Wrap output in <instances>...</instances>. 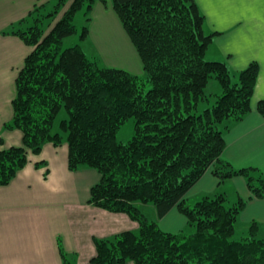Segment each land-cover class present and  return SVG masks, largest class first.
<instances>
[{"label":"trees","instance_id":"16d2710c","mask_svg":"<svg viewBox=\"0 0 264 264\" xmlns=\"http://www.w3.org/2000/svg\"><path fill=\"white\" fill-rule=\"evenodd\" d=\"M92 2L73 0L46 34L36 17L28 27H11L31 50L15 78L13 116L4 124L22 132L23 144L0 149V186L23 168L29 153L65 142L69 170L92 168L100 174L88 203L138 223L135 231L94 237L92 264H264L257 222L244 238L233 239L245 205L236 190L192 204L184 200L209 169L219 183L243 176L250 197L264 198V174L254 167L234 168L221 155L229 121L250 111L258 64L233 72L225 61L208 58L217 33L205 28L195 0H112L145 74L101 66L79 44L62 47L76 32L75 13L89 10ZM86 32L84 26L81 36ZM211 78L219 93H205ZM62 109L66 117L54 130ZM257 111L264 116V99ZM130 118L133 134L120 141L117 132ZM142 204L153 205L154 220L143 214ZM173 207L187 218L175 233L158 226ZM58 248L62 264H76L74 254Z\"/></svg>","mask_w":264,"mask_h":264},{"label":"crops","instance_id":"0c3cea01","mask_svg":"<svg viewBox=\"0 0 264 264\" xmlns=\"http://www.w3.org/2000/svg\"><path fill=\"white\" fill-rule=\"evenodd\" d=\"M50 1L0 0V149L23 144L22 132L7 129L4 124L13 116L15 78L31 46L12 33L11 27L25 28L29 13ZM195 2L204 16L205 28L217 33L212 40L217 58L207 53L209 59L225 61L233 72L253 61L258 64L250 111L240 120L229 121L221 155L234 168L254 167L264 174V116L257 111V102L264 99V0ZM125 69L136 75L143 73L136 60L134 66ZM67 158L66 143H45L38 154L29 153L28 162L8 184L0 186V264H62L58 245L75 255L76 264H92L94 237L138 229L129 215L89 204L91 187L100 174L92 168L71 171ZM42 160L44 163L36 164ZM231 187L245 200L238 215L241 222H257L260 232L264 198L250 197L243 176L219 183L209 169L187 191L184 200L193 203L205 195L231 192ZM140 208L149 220L156 218L153 205L142 204ZM186 225L187 218L177 207L158 219L159 228L166 232L181 231Z\"/></svg>","mask_w":264,"mask_h":264},{"label":"rangeland","instance_id":"374dc122","mask_svg":"<svg viewBox=\"0 0 264 264\" xmlns=\"http://www.w3.org/2000/svg\"><path fill=\"white\" fill-rule=\"evenodd\" d=\"M72 2L73 0H53L45 5L39 6L27 18L24 27L32 25L33 22H35L34 17H36V19H40L38 23H40V26L44 30V34L48 33L56 21H58L68 10ZM48 13H52V16L46 17ZM73 23L76 27V32L63 39V48L79 44L87 56L90 58H96L99 65L105 67L127 70L125 68L134 66L135 60L139 61L142 65L141 59L133 43L131 42L121 20L113 8L112 0H94L91 9L87 10L86 7H83L75 13ZM84 26L87 28V32L84 36H81L82 28ZM210 54H212L214 58H217L216 47L214 44H212L209 49L208 55ZM144 74L145 72L141 75ZM149 86L150 85L147 84V88ZM219 92L220 88L218 86V82L214 78H211L205 87V93L211 94ZM213 100L214 96L211 98L210 105ZM204 107L205 105L201 104L199 106V110H202ZM65 117L66 112L62 109L54 121V130L58 129L59 121ZM133 129L134 119L130 118L117 132V139L120 141L128 140L133 134ZM62 144H65V142ZM231 189L232 191L236 190L234 187H231ZM227 192L231 193L230 191ZM229 200H234L232 195H229ZM190 204L192 203L190 202ZM250 224L251 222H241L238 216L233 239L244 238L248 234ZM257 237L263 238L264 240V225H260V232H258Z\"/></svg>","mask_w":264,"mask_h":264}]
</instances>
